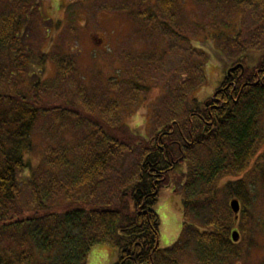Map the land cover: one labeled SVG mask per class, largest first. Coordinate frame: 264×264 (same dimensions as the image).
I'll return each instance as SVG.
<instances>
[{
  "label": "trees",
  "instance_id": "16d2710c",
  "mask_svg": "<svg viewBox=\"0 0 264 264\" xmlns=\"http://www.w3.org/2000/svg\"><path fill=\"white\" fill-rule=\"evenodd\" d=\"M199 2L217 13L227 6L235 16L243 14L245 5L252 11V6L264 8V0ZM131 4L112 0L99 8L130 9L139 25L153 29L166 44L160 49L156 39L141 51L123 49L120 60L128 67L118 68V78L105 76L112 94L116 92L105 98L82 85L86 80L76 70L75 50L52 51L50 35L44 43L48 50L27 42L38 23L46 21L39 0H0V264H86L96 244L116 249L113 264H238L247 252L232 240V231L247 238L246 246L252 245L256 226H249V192L256 182L221 178L241 175L254 161L258 175L264 170L257 158L264 145V16L254 17L263 22L247 28L228 22L215 27L219 35L214 36L223 39L222 50L241 56L231 66L240 63L244 72L231 71L232 78L225 74L211 98L184 101L181 98L205 82L202 68L207 57L191 42L200 34L188 35V25L194 29L201 23L193 22L191 12L186 16L182 0ZM54 28L58 36L64 31L59 20ZM142 30L140 36L147 35ZM155 47L152 55L150 48ZM253 48L260 49L263 58L249 68L243 53ZM47 60L54 68L48 79L43 76ZM144 72L149 74L144 83L152 82L157 73L167 100L158 101L161 107L142 134L114 112L122 103L116 96L137 93L134 86H142ZM67 83L79 85L80 101H46L57 85H65L67 91ZM76 125L81 126L73 145L63 143V134ZM37 138L43 148L33 164L30 155ZM182 162L183 221L177 239L161 248L154 205ZM233 198L240 205L236 216L230 208ZM251 224L260 225L264 234V217Z\"/></svg>",
  "mask_w": 264,
  "mask_h": 264
},
{
  "label": "rangeland",
  "instance_id": "374dc122",
  "mask_svg": "<svg viewBox=\"0 0 264 264\" xmlns=\"http://www.w3.org/2000/svg\"><path fill=\"white\" fill-rule=\"evenodd\" d=\"M39 1L41 2V14L46 21L38 23V30L31 32L27 38V42L33 47H38L42 44L45 47L47 46L44 44L46 42L45 36H47L48 40V36L50 35L49 40L52 38V42L54 43L52 51L59 52L60 54H71L73 53V50H75L76 52L74 57L77 61L76 70L79 75L82 76V79L83 77L85 78L86 81L84 84L82 83V85L87 89L88 93H93L94 90H97L99 92L98 95H103L105 98L108 94L111 96L116 95L115 91V95L112 94V88L107 85V80L104 79L106 78L105 76L108 75H115V78L117 76H122V74H120L121 72L119 73L118 68L122 66L128 67V65L125 64V60H120V54L123 52V49H129L131 52L141 51V49L148 47L147 45L150 41L155 42L156 39L160 42V49L165 47L166 40H163L165 38L162 39L159 36H156L155 33H153V29H146L147 26L145 28V24L142 23V25H139L138 21L133 19L134 17L130 9L128 11H108L99 8L103 2L112 0ZM126 1L127 4H129V2L132 3L131 7H133L137 2V0ZM199 3L198 0H182V10L186 12V16L189 15V12H191L190 15L193 17V22L198 21L201 23V25L194 26V29H192V24L188 25L191 28L189 29V32H186L189 33V36L191 34L195 35L196 31L200 34L199 37H197V35L193 38L191 37V42L195 45V49L205 54L207 57L202 68L204 71L205 82L191 91V93L189 92L185 97L181 98V100L184 99V101H192V98H196V101H203L204 99L211 98L213 96V92L219 86L231 63L237 59H241V56H234L230 52L222 50L220 47V41H223V39L218 40L219 38L214 36L213 33H216L217 36L219 35V31L215 30V27L224 26L226 25V22H228L230 26L231 24L236 23L237 25H234L235 28H247L252 24H258L260 20L263 22V19L255 21L254 17L260 18V16H264V8L261 9V7L257 6H252L255 9V11H252L250 7L245 5L242 7L244 11L243 14L241 16H235L233 11L227 12V6L220 8V13H217L208 7V5H205L204 3V5L202 3L200 5ZM58 20L61 29L63 28L64 30L60 36H58L59 33L57 34V32L53 31L55 29L54 21ZM148 21L150 22L151 20ZM50 24H52V26L49 33L47 28ZM141 30L147 35L140 36ZM150 31L152 32L150 33ZM47 47H45V50L49 49V46ZM155 49L156 47L153 49L150 48L152 55H155ZM243 55L245 56L242 61L249 68L254 67L255 64L258 63L259 58H263L262 52L258 48H253L251 50L248 49L245 53H243ZM44 68V78H53L54 68L50 60L45 62ZM100 75H102V77H100ZM140 76V84L142 86L139 87L134 84V91L137 89L139 90L137 93L129 94L128 92H121L119 93L120 97L116 96V99L122 103H120V111L114 112V114H119L122 120L126 122L132 130L144 134L147 129H149L150 119L151 121L155 119V114H157L161 107L158 105V101H166L167 99L165 100V98L167 94H165L166 86L164 82L159 79L157 73L153 74V76L156 77L155 79H152V82H148L149 85L148 83H144L145 79L149 77V74H145L144 72L140 74ZM93 77H95L96 80H94ZM150 84L152 85L150 86ZM78 86L79 85H69L67 83L66 88L68 90L64 91L65 85H57L59 89L57 90L55 88L49 93L50 95L53 91V96L48 97V94H46L48 97L46 98V101H51V103L58 101L63 102L65 100L69 101V99L70 101H80L77 100L80 98L77 96L78 93L76 92V87ZM145 86H147V88ZM169 86L170 85H168V87ZM80 87L82 88L81 85ZM90 89L94 90L91 92ZM131 95L133 96L131 97ZM102 105L105 106L104 104ZM114 114L111 117L115 116ZM261 122H264V109L263 114L261 115ZM262 125L264 126V124ZM80 126L81 125H76L73 127L75 128L74 130L65 132L63 134L64 136L62 138V142H67L69 146H72L75 136L79 133L76 130ZM59 138L60 137L58 136H54L53 139L59 141ZM37 139L39 142H37V145H34L33 152L30 155V161L33 164L39 162V157L42 154L41 148H43V144L40 142V139ZM258 157H260L258 166L264 169V145L258 149L257 158ZM185 168V162L180 163L175 168V172L173 173L170 182L159 191L158 201L154 205V210L159 218L158 236L159 247L161 248L170 246L177 239L180 232L183 219H181V215H179L176 210L179 209L181 212L180 185L182 179L180 174L185 170ZM255 168L256 166L254 161V163L250 164L246 169V172L241 175H229L221 178L222 181L240 178L246 180L247 183L256 182L254 184L256 186H254L255 189L252 188L251 192H249V197L253 200V203L248 209V214L251 220V222L249 221V226L250 228H253L252 226H256V228H254V232L251 233L253 238H251L252 240L249 244L252 245L246 246L244 240L247 241V238L243 239V237L240 239L238 236L237 241L245 246V251L247 252V254L239 260L238 264H259L264 258L263 230L260 229V225L251 224L253 220L256 219L257 221H260L264 217V179L260 178L263 176L264 170L261 172L262 174L258 175ZM97 245L99 244L92 247V250L94 248L96 249L95 251H97L93 260L95 264H107L114 258V252L116 253V259V249L110 248L112 251L110 259V257L103 256V253L100 250L102 249V246Z\"/></svg>",
  "mask_w": 264,
  "mask_h": 264
},
{
  "label": "crops",
  "instance_id": "0c3cea01",
  "mask_svg": "<svg viewBox=\"0 0 264 264\" xmlns=\"http://www.w3.org/2000/svg\"><path fill=\"white\" fill-rule=\"evenodd\" d=\"M175 212V211H174ZM176 212L179 214V215H181V212H180V210L179 209H177L176 210ZM177 214V215H178ZM180 219V218H179ZM181 219H182V215H181ZM158 238H159V236H158ZM158 245H159V240H158ZM97 246H102V249H100L101 251H102V253H103V256L105 257H110V259H111V250H110V247H108V246H106V245H102V244H99V245H97ZM96 249H94L93 248V250H92V247H91V249H90V251H89V253H88V255H87V260H86V264H95L94 262H93V260H94V258H95V253L97 252V251H95ZM115 252H114V258L113 259H111L107 264H113L115 261H116V259H117V257H116V259H115ZM98 264H100V263H98Z\"/></svg>",
  "mask_w": 264,
  "mask_h": 264
},
{
  "label": "water",
  "instance_id": "95a60500",
  "mask_svg": "<svg viewBox=\"0 0 264 264\" xmlns=\"http://www.w3.org/2000/svg\"><path fill=\"white\" fill-rule=\"evenodd\" d=\"M238 65H235L233 67H231L230 69L233 70L237 67ZM230 69L228 70V72L230 71ZM239 202L236 198H233L230 200V208L232 210V212L235 214V216L237 215V213L239 212ZM231 237L233 241H237L238 240V232L237 231H232L231 233Z\"/></svg>",
  "mask_w": 264,
  "mask_h": 264
},
{
  "label": "flooded vegetation",
  "instance_id": "af4514ba",
  "mask_svg": "<svg viewBox=\"0 0 264 264\" xmlns=\"http://www.w3.org/2000/svg\"><path fill=\"white\" fill-rule=\"evenodd\" d=\"M238 64H239V63H237V64H235V65H238ZM235 65H233V66H235ZM230 67H232V66L230 65L228 68H230ZM237 69L240 70V73H241V74L244 72V66H243L242 64L239 65V66H237L235 69H233V70H231V71H235V70H237ZM227 70H228V69H227ZM231 71H230V72H227V71H226V74H227V75H230L231 78H232ZM233 77H234V76H233Z\"/></svg>",
  "mask_w": 264,
  "mask_h": 264
}]
</instances>
